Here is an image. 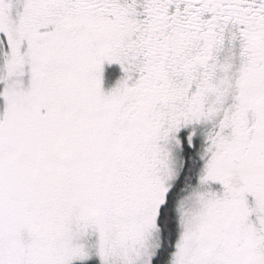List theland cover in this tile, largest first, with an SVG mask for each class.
Instances as JSON below:
<instances>
[{"label":"snow or ice","instance_id":"6c2138e0","mask_svg":"<svg viewBox=\"0 0 264 264\" xmlns=\"http://www.w3.org/2000/svg\"><path fill=\"white\" fill-rule=\"evenodd\" d=\"M0 264H264V0H0Z\"/></svg>","mask_w":264,"mask_h":264}]
</instances>
